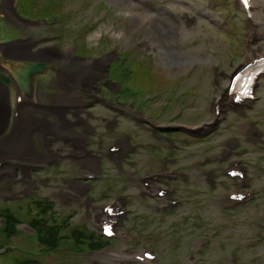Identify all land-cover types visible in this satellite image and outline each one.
I'll return each instance as SVG.
<instances>
[{"label": "rangeland", "instance_id": "1", "mask_svg": "<svg viewBox=\"0 0 264 264\" xmlns=\"http://www.w3.org/2000/svg\"><path fill=\"white\" fill-rule=\"evenodd\" d=\"M34 1L40 9L41 6L45 10L50 9L51 14L64 22L51 26L45 22L49 16L41 21L18 18L21 24L16 25L20 27L21 34L2 23L4 27H0V38L18 35L17 42L23 38H31L36 41L34 50L58 48L64 54L70 53L81 64L100 63L106 66L119 56L121 61H112L107 73L103 71L102 77L92 84L99 85L100 90L105 88L106 77L118 80L122 84L119 93L122 98L116 99L118 104L125 101V104H131L141 112L154 116L160 125L158 131L172 128L176 130L174 138L177 144L182 145L183 151L176 149L172 156L173 149L168 147L171 153L166 161L174 162L172 166H180L185 170L179 172V183L172 184L178 187L184 201L183 205L172 212H157L151 201L141 199L128 175L130 170L137 173L155 170L164 159L160 156L159 148L152 150L158 154L149 152L150 148L148 151H139L123 163L122 171H118L102 157V161L106 160L102 163L103 172L108 176L112 175L100 183L96 181L92 184L90 196L95 197L92 207H87L84 198H65L73 193L69 185L75 179L78 162L69 157L71 142L52 137L49 148L59 153L60 157H53L55 165L51 172L29 169L33 181L29 183L23 179L25 164L12 160L5 166L11 170L15 168L17 176L9 182L11 187L6 186L7 181L0 183L1 212L6 206L14 211L17 220L27 222V211L32 208L29 202L32 200L27 198L35 197L40 201L51 202L53 211L46 218H51L52 224L57 221L62 223L65 218L71 217V228L87 227L94 230V207L106 204L119 195L128 194V205L133 214L130 222L125 223V228L128 232V226L134 228L138 234L140 245L137 251H141V247L153 248L164 264H196L187 260L189 255L196 256L200 264H232L233 254L238 256L236 264H264V231L259 229L257 217L264 201L260 200L237 212L222 210L218 197L224 190H231L232 186L220 176L218 184L210 188V191L200 165L205 156L219 151L228 139L244 141L249 120H259V125L264 128V87L263 100L249 113L248 119L230 116L221 124L220 130L202 141L194 140L189 135V131L207 127L214 122L211 115L212 102L220 98L227 87L229 73L245 60L242 49L244 18L235 1L166 0L158 5L149 3L148 0ZM59 5V8L54 9ZM131 8L142 10L152 19V23L147 25L132 22L118 15L119 10ZM61 10L70 16H63ZM145 40L155 44L154 51L146 52L143 44ZM144 53H148V57ZM24 63L41 62L28 60ZM45 64L52 70L42 76L43 79L37 78V84L44 94L43 104H52L56 96L64 94L57 85L61 73H72L78 71L79 67L67 66L64 61L59 60ZM137 72L139 75H136ZM0 84L7 86V103L10 109L6 124L0 130L1 141L12 130L15 99L11 91V80L1 70ZM104 92L109 94L107 89ZM84 96L80 91L75 94L84 103L68 108L65 117L72 130L84 134L85 149H92L100 156V149L113 139L127 135L135 143L167 146V143L156 138L154 130L136 120L138 112L134 108L126 106L128 110H122L117 106L113 110ZM108 103L116 106L111 101ZM155 109H160L161 115H157ZM26 113L40 122L56 125L54 116L45 114L42 109L28 107ZM179 114L182 115L177 118L176 115ZM78 121H83L87 128H83ZM39 147L41 149V145ZM163 153L167 156L169 152ZM243 157L254 165L259 162L258 155L250 147ZM124 169L127 170L123 171ZM114 171L123 178L116 177ZM254 175L256 186L264 193V175L256 170ZM10 196L17 200L24 198L20 201L19 209L25 208L26 214L19 211L16 202L5 200ZM86 231L89 234L87 229ZM19 234L20 237L6 241L0 232V247L4 248L0 251L7 252L0 254V264H18L24 260L37 264H113L106 256L91 253L84 248L80 252L72 251L69 242L65 243L63 251L47 255L40 251L34 237L23 230H19ZM204 238H208L210 243L201 260L198 252ZM120 245L118 243L117 247ZM28 251H31L30 257Z\"/></svg>", "mask_w": 264, "mask_h": 264}, {"label": "bare ground", "instance_id": "2", "mask_svg": "<svg viewBox=\"0 0 264 264\" xmlns=\"http://www.w3.org/2000/svg\"><path fill=\"white\" fill-rule=\"evenodd\" d=\"M142 20L147 25L152 23V19H146V17H144ZM22 24L23 26H25L24 23ZM5 46L8 51V56L12 61L29 59L43 62H51L54 60H59L64 61L65 65L67 66H73L75 68L79 67V70L77 72H73L70 75V78L64 77L63 75L59 76L57 85L59 89L63 90L64 94L61 97L56 96L53 103L48 104L47 106H50L44 109V112H46L47 114H52L56 119V125L54 127L46 128V125H35L34 121L30 124V121L26 120L24 126L25 128H27L26 131H24L25 129H22V132H20V129L22 127V125H20L18 131H13L10 136L0 141V161L7 158L25 162L27 164L29 162V159L22 154V150L28 149L30 147V144L28 141L22 142V140L24 135L29 134V130L35 128L43 140L42 146L44 150V156H53L58 159L60 157L59 153L50 150L49 143L52 142V137H56V139H62L60 133L63 131L64 128L69 125L65 117L67 109L74 108V104L79 105L81 102H83L80 99L76 98L75 94L79 92L85 82L89 80L100 79L102 77L101 70L104 68V65L102 66L101 64H90L85 62H82L81 64L76 61V58L73 57L70 53L64 54L56 48L34 50L33 47L35 46V42L32 40H21L18 43L5 44ZM8 94L9 92L7 86L0 84V130L4 128L6 124V118L10 110L9 105L7 103ZM63 104L66 106L64 107ZM42 105L44 104L42 103ZM24 120L25 117L23 118L22 115L21 121ZM78 122H81L80 124L83 126V128H87L86 124L83 121ZM83 147V145H79V141L76 139L74 143L75 152L70 153L71 157L73 155L78 156L80 153L85 151L83 150ZM80 149L81 151L78 152V150ZM37 157H39V154H37ZM23 179L25 182L33 183L32 179L30 178V174L27 171L23 172ZM68 197H74V195L68 194L65 196V198ZM92 206L93 205L91 204L89 207Z\"/></svg>", "mask_w": 264, "mask_h": 264}, {"label": "trees", "instance_id": "3", "mask_svg": "<svg viewBox=\"0 0 264 264\" xmlns=\"http://www.w3.org/2000/svg\"><path fill=\"white\" fill-rule=\"evenodd\" d=\"M31 1L32 0H23L22 9H24L25 12L29 14L32 13L34 16H38L41 11L39 12V10L31 7ZM137 75H139V72L137 73ZM50 204L51 202L48 200H45L43 202H35L36 208L38 209L39 213L34 215L32 224L40 231V237L38 241L40 246L42 247V250H45L48 253H53L58 251L61 245V239L58 235L62 230L66 229V227H69L70 225L67 221L63 223L55 222L54 224H52L51 218H49L50 221L49 219H47L48 214H51L53 211V207ZM7 217L10 222L3 230L2 234L5 237L6 241H10L14 237V234H16L13 222L11 221L15 220V218L10 213H7ZM72 237L76 241H80L79 243L87 244V246L91 250L101 248L104 245V243L97 239L93 233H90L88 235L86 230L75 228L73 230ZM18 264H36V262L29 260L18 262Z\"/></svg>", "mask_w": 264, "mask_h": 264}, {"label": "water", "instance_id": "4", "mask_svg": "<svg viewBox=\"0 0 264 264\" xmlns=\"http://www.w3.org/2000/svg\"><path fill=\"white\" fill-rule=\"evenodd\" d=\"M43 70V66L40 65H30L29 67L21 70L25 75L31 77L34 76L36 73L40 72Z\"/></svg>", "mask_w": 264, "mask_h": 264}]
</instances>
